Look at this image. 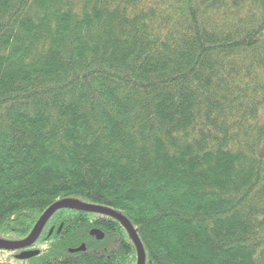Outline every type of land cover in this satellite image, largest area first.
<instances>
[{
    "label": "trees",
    "instance_id": "obj_1",
    "mask_svg": "<svg viewBox=\"0 0 264 264\" xmlns=\"http://www.w3.org/2000/svg\"><path fill=\"white\" fill-rule=\"evenodd\" d=\"M263 31L264 0H0V240L67 199L143 264H264ZM25 249L138 263L71 209Z\"/></svg>",
    "mask_w": 264,
    "mask_h": 264
},
{
    "label": "water",
    "instance_id": "obj_2",
    "mask_svg": "<svg viewBox=\"0 0 264 264\" xmlns=\"http://www.w3.org/2000/svg\"><path fill=\"white\" fill-rule=\"evenodd\" d=\"M58 209H71V210H76V211H81V212L100 213V214L106 215L108 217H111L117 220L126 229L130 238L134 242V245L138 253V263L137 264H143L144 253H143L142 247L135 234V231L133 230L130 223L127 221V219L117 214L116 212L112 211L111 209L100 207V206H95V205L84 204L78 201L67 200V199L57 201L56 203L51 205L42 214L40 219L35 224L31 233L24 240L14 241V242H7V241L0 240V250H4V251L22 250L20 253L14 256L15 259L17 260H28L33 257H36L39 254L38 250H23V249L28 248L35 243V241L39 237L40 232L43 226L45 225L46 221L48 220V218ZM51 232H52V229L49 231V234H51ZM96 238H98L97 235H96Z\"/></svg>",
    "mask_w": 264,
    "mask_h": 264
},
{
    "label": "rangeland",
    "instance_id": "obj_3",
    "mask_svg": "<svg viewBox=\"0 0 264 264\" xmlns=\"http://www.w3.org/2000/svg\"><path fill=\"white\" fill-rule=\"evenodd\" d=\"M262 35L264 36V31L262 33ZM11 253L9 252H5L4 254L0 253V256H2V258L5 259L4 262H7L8 264H31V262H28V260H17L11 257Z\"/></svg>",
    "mask_w": 264,
    "mask_h": 264
},
{
    "label": "flooded vegetation",
    "instance_id": "obj_4",
    "mask_svg": "<svg viewBox=\"0 0 264 264\" xmlns=\"http://www.w3.org/2000/svg\"><path fill=\"white\" fill-rule=\"evenodd\" d=\"M23 250H32V249H23ZM17 251L18 252H16V253H12V255H11L12 258H14V256L17 255L18 253H20L22 250H17Z\"/></svg>",
    "mask_w": 264,
    "mask_h": 264
},
{
    "label": "bare ground",
    "instance_id": "obj_5",
    "mask_svg": "<svg viewBox=\"0 0 264 264\" xmlns=\"http://www.w3.org/2000/svg\"><path fill=\"white\" fill-rule=\"evenodd\" d=\"M15 258V257H14Z\"/></svg>",
    "mask_w": 264,
    "mask_h": 264
}]
</instances>
